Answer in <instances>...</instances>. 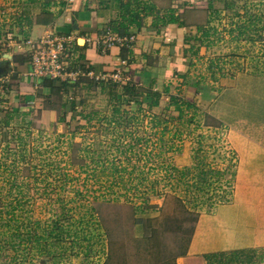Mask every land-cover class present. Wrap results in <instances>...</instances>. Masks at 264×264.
<instances>
[{
	"label": "rangeland",
	"instance_id": "374dc122",
	"mask_svg": "<svg viewBox=\"0 0 264 264\" xmlns=\"http://www.w3.org/2000/svg\"><path fill=\"white\" fill-rule=\"evenodd\" d=\"M31 1L0 0V62H31L26 17L34 25L43 12ZM215 1L212 15L190 16L203 29L191 33L189 70L156 107L150 89L83 71L65 96L44 94L39 81L33 97L43 101L29 106L0 85V264H175L194 221L173 196L199 221L236 202L242 161L264 165V0ZM47 105L56 120L41 119ZM168 165L179 172L170 180ZM197 182L212 183L217 197H194L187 186ZM153 186L165 194L147 196L145 207ZM208 264H264V249L215 254Z\"/></svg>",
	"mask_w": 264,
	"mask_h": 264
},
{
	"label": "crops",
	"instance_id": "0c3cea01",
	"mask_svg": "<svg viewBox=\"0 0 264 264\" xmlns=\"http://www.w3.org/2000/svg\"><path fill=\"white\" fill-rule=\"evenodd\" d=\"M139 1L153 3L161 12L165 11V6L159 4H168L169 9H175L176 13L182 15L184 26L173 24L157 31L153 28L154 17L151 16L145 18L142 27L134 31L135 41L129 44L125 40L129 37H119L111 32L113 36H107L109 23L120 16V0H55L50 8L53 22H41L49 16L39 15L29 32V38L40 39L47 34L70 36L74 40L71 47L72 56L69 57L70 68L77 70L86 64L93 76L113 79L117 74H121L127 82L162 93L166 86L186 76L189 70L185 54L191 47V33L200 27L188 22L190 16L200 11H207L212 15L218 7L217 1ZM112 37L120 40L114 39L113 46L107 48V39ZM123 49L131 51L126 53V59H123ZM81 57L84 60H81ZM29 62H1L10 66L8 75L3 78L4 82L10 84L18 95L17 101L20 104L24 101L22 103L25 106L42 100L36 98L37 96L33 97L39 81H32L27 77V73L32 69ZM0 85L3 86L4 83ZM44 91L46 95L51 93L49 89ZM41 115L43 121H53V117L56 120L53 111L43 110ZM249 162L241 163L234 195L236 202L221 206L216 213L199 221L186 255L178 256L175 264H208V258L215 254L264 249V165L259 164L253 168L252 162ZM255 189L263 196L259 200L256 198L258 195L253 196ZM249 203H252L251 207L247 206ZM233 206L236 209L245 207L246 210L243 209V213L238 217H232L230 210L219 213L223 211L220 209Z\"/></svg>",
	"mask_w": 264,
	"mask_h": 264
},
{
	"label": "trees",
	"instance_id": "16d2710c",
	"mask_svg": "<svg viewBox=\"0 0 264 264\" xmlns=\"http://www.w3.org/2000/svg\"><path fill=\"white\" fill-rule=\"evenodd\" d=\"M54 1L55 0H32L30 2V3H33L34 6H38L41 3H43L42 14L46 15V17L49 16V18H45V20H41V22H44V21H46L45 23H52L53 22L52 18H51L50 8L53 6ZM120 3H121L120 16L118 17L117 20L111 21L108 25L109 32H111L112 34H116L119 37H131V36H133L135 33L134 31L137 29H140L142 27V21L145 18H148L151 16L154 17L153 28L157 31H160V29L166 28V27L173 25V24H178L180 27H183L185 24L182 20V15L176 13L175 9H168L166 11L161 12V11L156 9V6L153 3H141L139 0H124V1L120 0ZM26 20L29 21V26L31 25V27H32L33 23H30L29 17H26ZM202 29H203V27H198L199 31H201ZM21 32H22L21 35L27 34L26 31H21ZM28 34H27V36H30V34L29 35ZM197 40H199V39H197ZM201 43L203 44V41H201ZM202 44L200 46H202ZM193 50H194V47L191 46L189 48V50H187L185 55H187L188 52H192ZM127 52L130 53L131 51H129L128 49H123V59L127 58V56H126ZM80 59L84 60L83 57H81ZM80 68H81L80 70L84 71L85 73L90 72V68L87 67L86 64ZM69 71H74V69L70 68ZM185 77L186 76H184L182 78H185ZM80 80L81 79H79L77 81V84H78V82H80ZM40 83L43 84L44 87H46L47 89H49L51 91V93H50L51 96L68 95L71 92V90L74 88V86L77 85L76 83L73 85V84H69L67 82H62L59 79H52L50 77H45V78L40 79ZM198 86H200V83L195 84L194 87L198 88ZM165 91L167 93L168 88L165 89ZM151 92L152 91H149L147 94L151 95L152 97L153 96L155 97V100H153L149 106V107L153 108V107L158 106V104H159L160 93L159 92H152L151 93ZM171 101L176 102L178 100H177V98L172 97ZM185 103L187 105H189L190 107L193 105L188 100H185ZM73 107H74V103H73ZM43 110L54 111L55 107L54 106L49 107L47 105V106H45V108H43ZM43 110H40L39 114H41ZM117 112L119 113L118 109H117ZM59 120H63V119L60 118ZM163 168L165 170L166 178H168L169 180L171 178H175L176 173L179 175L178 168H176L173 165H168V166H165ZM115 170H116L115 172L121 173V172H125L126 169H119V170L115 169ZM201 173H204V172H201ZM180 174L182 175L181 177H185V173L180 172ZM112 178H113V183H110L109 185L106 186V188H104L111 195L114 194L115 187L119 184L118 182H116V180H118V179H116L114 175L112 176ZM143 178H146V177L143 176ZM143 180H146V179H143ZM168 185L171 186L170 184H168ZM194 187L196 189L194 192V195H193L194 197L198 193L204 194V196L206 198H208L207 195H210V198H211L210 200H213V198L217 197V192H216L217 189L213 186L212 183L206 184L204 182H199V183L197 182V183H194L193 185L187 186V188H190V189H192ZM132 188L133 187H131V190H132ZM165 188H166V186L163 187V189H165ZM172 189H173V187H172ZM163 194H165V193H163L162 189L156 188L154 186L150 187L142 195V198H144L143 205H145V207L150 206L149 205L150 204V199H149L150 197L149 196H151V195L162 196ZM101 195H102V198H105V194L102 193ZM144 196H146V198ZM173 198L176 200V202L182 208V210H184V213L188 214L191 218H193L194 222H193L192 229H191V239H192V237H193L192 234H194V231L197 227L200 215L195 210L190 211V209H188L187 206H185V204L182 202V200L180 198H177L176 195L173 196ZM129 201H130V199L126 200V202H129ZM113 202H119V200L115 199V200H113ZM206 202L207 201L204 199L202 204H205ZM92 208L94 209V207H92ZM92 208H91V210H93ZM191 239L189 241V245H190ZM188 248H189V246L187 247V250H188ZM187 250L180 256L186 255Z\"/></svg>",
	"mask_w": 264,
	"mask_h": 264
},
{
	"label": "built area",
	"instance_id": "2783aa9c",
	"mask_svg": "<svg viewBox=\"0 0 264 264\" xmlns=\"http://www.w3.org/2000/svg\"><path fill=\"white\" fill-rule=\"evenodd\" d=\"M107 36H113L110 32H107ZM113 38V39H112ZM108 38L106 42L107 48H110L114 44V39L120 40V38L112 37ZM129 44L135 41V37L131 36L125 39ZM73 39L70 36H46L39 41L28 40L26 46L29 48V53L31 55L30 65L32 69L27 73V77L32 81H40V79L45 77H50L52 79H59L62 82L73 83L75 78L78 77L82 71L80 69L69 71L70 59L72 56V44ZM89 76L93 77V74L87 72ZM121 74L114 76V80L126 81L122 78ZM2 83L4 79L0 80ZM39 88V86L37 87ZM1 105L0 97V110L3 109ZM1 115V113H0Z\"/></svg>",
	"mask_w": 264,
	"mask_h": 264
},
{
	"label": "water",
	"instance_id": "95a60500",
	"mask_svg": "<svg viewBox=\"0 0 264 264\" xmlns=\"http://www.w3.org/2000/svg\"><path fill=\"white\" fill-rule=\"evenodd\" d=\"M10 71V66L8 63H1L0 62V80L3 79L8 75Z\"/></svg>",
	"mask_w": 264,
	"mask_h": 264
}]
</instances>
